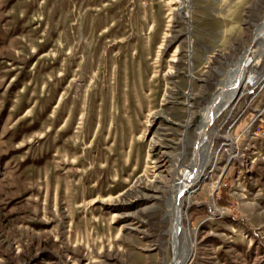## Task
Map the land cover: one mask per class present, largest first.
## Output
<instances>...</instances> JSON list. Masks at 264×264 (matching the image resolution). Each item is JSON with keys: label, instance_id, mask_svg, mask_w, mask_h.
I'll use <instances>...</instances> for the list:
<instances>
[{"label": "rangeland", "instance_id": "obj_1", "mask_svg": "<svg viewBox=\"0 0 264 264\" xmlns=\"http://www.w3.org/2000/svg\"><path fill=\"white\" fill-rule=\"evenodd\" d=\"M179 1L0 0V264H264V81L197 151L264 0Z\"/></svg>", "mask_w": 264, "mask_h": 264}, {"label": "bare ground", "instance_id": "obj_2", "mask_svg": "<svg viewBox=\"0 0 264 264\" xmlns=\"http://www.w3.org/2000/svg\"><path fill=\"white\" fill-rule=\"evenodd\" d=\"M188 8H190V0L179 1L180 14L187 17ZM254 39V45L249 51H246V53L238 61L237 65L233 67L228 75V79L221 85L218 93L203 112V120L198 132L199 142L197 145V151L199 154L206 152L209 153L211 151V146L215 136L213 133L214 120L222 111L227 109L232 104L243 85L257 86L264 81L263 71L260 66L254 62L255 58L262 55L264 52V19L257 27ZM205 169V163L200 164L193 162L189 171L182 172L179 181L173 188L175 195L170 202V205H172L171 212L173 216L172 237L174 247L176 250H181L183 245H185L189 249V254L193 251L194 243L190 240V238L185 237L181 231L184 216L183 199L184 194L188 190L201 182ZM185 262L186 260L184 262L179 261L176 264H184Z\"/></svg>", "mask_w": 264, "mask_h": 264}, {"label": "built area", "instance_id": "obj_3", "mask_svg": "<svg viewBox=\"0 0 264 264\" xmlns=\"http://www.w3.org/2000/svg\"><path fill=\"white\" fill-rule=\"evenodd\" d=\"M251 86V85H250ZM251 87H254V89H255V86H251ZM255 98H256V96H255ZM254 100L253 99H251L250 100V102H249V104L248 105H246L244 108H243V110H239V112H240V120L249 112V110H250V108H252V106H253V104H254ZM234 109H236V106L234 107ZM262 115H259V117H261ZM228 118V117H227ZM224 124H225V122H224ZM249 128V127H248ZM264 135V132H260V134H258V136H263ZM228 136H230V138H232V137H234L233 135H228ZM228 141H229V137H228ZM233 153H234V151H233ZM233 153H231V155H229V159H232V158H236V157H234V154ZM228 164H229V160H228ZM228 167V165H226V168ZM218 188H220V187H218Z\"/></svg>", "mask_w": 264, "mask_h": 264}, {"label": "trees", "instance_id": "obj_4", "mask_svg": "<svg viewBox=\"0 0 264 264\" xmlns=\"http://www.w3.org/2000/svg\"><path fill=\"white\" fill-rule=\"evenodd\" d=\"M224 204V203H223Z\"/></svg>", "mask_w": 264, "mask_h": 264}]
</instances>
